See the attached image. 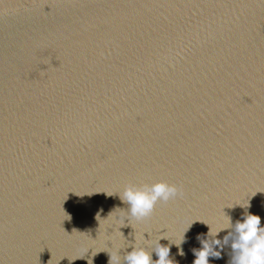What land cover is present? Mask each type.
Here are the masks:
<instances>
[{"label":"water","instance_id":"water-1","mask_svg":"<svg viewBox=\"0 0 264 264\" xmlns=\"http://www.w3.org/2000/svg\"><path fill=\"white\" fill-rule=\"evenodd\" d=\"M161 180L182 194L132 217L125 187ZM249 214L264 0H0V264H193L203 243L231 264Z\"/></svg>","mask_w":264,"mask_h":264},{"label":"clouds","instance_id":"clouds-1","mask_svg":"<svg viewBox=\"0 0 264 264\" xmlns=\"http://www.w3.org/2000/svg\"><path fill=\"white\" fill-rule=\"evenodd\" d=\"M181 194V189L175 184L161 180L141 186L129 184L124 189L123 200L129 205L130 215L139 220L150 216L158 201L167 202ZM229 239L233 250L231 264H264V226H261L258 215L249 214L243 218V222L237 221L234 233H229L224 238V243L227 244ZM212 243L220 245V240ZM169 251V247L159 245L156 251L158 260L153 261L151 253L143 248L133 247L126 254L125 260L127 264H172ZM214 252L216 254H211ZM209 256L220 258V252L203 243L202 248L195 251L193 264H209Z\"/></svg>","mask_w":264,"mask_h":264}]
</instances>
